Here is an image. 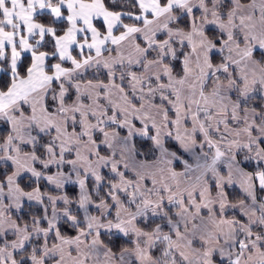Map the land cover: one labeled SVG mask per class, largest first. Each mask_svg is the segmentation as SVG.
Masks as SVG:
<instances>
[{"label":"snow or ice","instance_id":"obj_1","mask_svg":"<svg viewBox=\"0 0 264 264\" xmlns=\"http://www.w3.org/2000/svg\"><path fill=\"white\" fill-rule=\"evenodd\" d=\"M0 264H264V0H0Z\"/></svg>","mask_w":264,"mask_h":264},{"label":"trees","instance_id":"obj_2","mask_svg":"<svg viewBox=\"0 0 264 264\" xmlns=\"http://www.w3.org/2000/svg\"><path fill=\"white\" fill-rule=\"evenodd\" d=\"M69 187H71V186H69ZM70 194L74 195V194H75V190H74V189L71 190V191H70Z\"/></svg>","mask_w":264,"mask_h":264}]
</instances>
